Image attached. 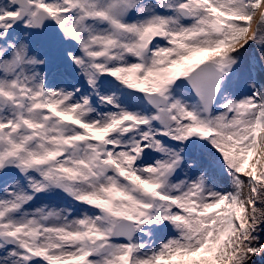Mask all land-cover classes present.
<instances>
[{
  "label": "snow or ice",
  "instance_id": "1",
  "mask_svg": "<svg viewBox=\"0 0 264 264\" xmlns=\"http://www.w3.org/2000/svg\"><path fill=\"white\" fill-rule=\"evenodd\" d=\"M0 264H264V0H0Z\"/></svg>",
  "mask_w": 264,
  "mask_h": 264
},
{
  "label": "bare ground",
  "instance_id": "2",
  "mask_svg": "<svg viewBox=\"0 0 264 264\" xmlns=\"http://www.w3.org/2000/svg\"><path fill=\"white\" fill-rule=\"evenodd\" d=\"M253 27H255V22H253Z\"/></svg>",
  "mask_w": 264,
  "mask_h": 264
}]
</instances>
